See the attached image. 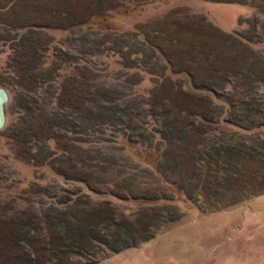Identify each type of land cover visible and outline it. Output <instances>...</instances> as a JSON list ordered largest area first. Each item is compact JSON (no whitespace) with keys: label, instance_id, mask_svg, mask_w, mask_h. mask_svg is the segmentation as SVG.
I'll list each match as a JSON object with an SVG mask.
<instances>
[{"label":"trees","instance_id":"1","mask_svg":"<svg viewBox=\"0 0 264 264\" xmlns=\"http://www.w3.org/2000/svg\"><path fill=\"white\" fill-rule=\"evenodd\" d=\"M47 19L14 17L12 28L0 24L9 28L4 43L12 50L0 71L12 115L4 136L32 171L29 179L12 181L7 220L12 235L1 236L12 247L6 262L93 263L106 257L105 251L118 253L152 238L180 217L163 214L157 222L153 215L144 223L116 201L180 204V196L212 212L264 193V27L258 34L259 20L248 24L251 39L239 30L229 33L246 45L228 67L216 65L220 57L211 49L216 41L211 47L196 43L178 53V66L165 59L159 75L151 63L155 50L150 62L140 61L145 43L134 52L135 60L120 52L112 62L109 52L98 50L102 43L95 51L82 50L81 39L68 33L72 25ZM204 21L211 31H221ZM129 35L139 37L136 30ZM186 62L191 65L185 67ZM146 76H178L169 82L179 93L177 101L165 92L158 99L142 92Z\"/></svg>","mask_w":264,"mask_h":264},{"label":"rangeland","instance_id":"2","mask_svg":"<svg viewBox=\"0 0 264 264\" xmlns=\"http://www.w3.org/2000/svg\"><path fill=\"white\" fill-rule=\"evenodd\" d=\"M239 2L0 0V24L6 23L12 28L14 17L32 21L35 19L38 22L43 17L48 18L49 22L59 21L57 24L61 26L72 25L68 33L81 39L82 50L95 51L99 43H102L98 50L109 52L111 56L108 60L112 62L119 59L120 52L135 60L134 52L144 47L141 44L145 43L147 48L144 47L140 61L150 62L149 57L153 53L152 50H155L153 53L155 57L151 63L157 67L155 73L161 75L166 67L165 59L177 65L180 62L178 53L190 49L196 43L201 45L208 42L211 47V43L216 41L211 47L220 57L216 65L221 68L231 65L230 59L235 58L240 47L242 50L246 44L229 33L239 30L245 38L251 39L252 33L248 32L251 28L250 25L248 26L249 23L257 20L261 22L257 30L260 35L264 27V0H249L246 3L239 0ZM90 14L97 16L89 17ZM204 17L221 31L216 33L211 31V27L208 28L211 25L203 22ZM242 21L246 23L243 24ZM82 23L86 27H78ZM4 27L0 25L2 38L0 71L5 70L8 65L7 60L12 57V50L10 53L7 42L4 43L6 37L11 35L8 32L9 28ZM134 30L139 33L138 39H133L129 35ZM67 34L62 36L67 37ZM161 52L164 55L163 59H160ZM190 65L187 62L184 64L185 67ZM96 66L98 67L95 65V68ZM100 66L103 67V64ZM208 67L201 63L202 70L207 71ZM94 73L95 71L91 74ZM4 76L6 75L3 74L1 78ZM145 78L139 89L152 98L158 99L164 92L170 95L171 102H176L179 98V93L169 86V82L178 79V76L162 79L149 76ZM5 104L6 101L3 103L4 121L0 123V251L5 256L0 254V264H10L6 259L12 257L10 242L1 240L2 235H7V239H11L10 234L12 235V226L7 221L9 216L12 217V181L25 177L29 179L32 176L30 166L21 157H15L12 144L4 136L8 131L5 125L9 123L12 126V115L10 119L9 108L5 107ZM167 195L173 196L170 193ZM179 199L180 204L167 201L152 206L116 201L125 213L137 212L138 219L144 223L153 215L156 221L162 220L163 214L168 217L178 215L180 217L162 227L159 226L160 229L155 236L134 247L118 253L105 251L103 253L106 257L103 259L93 263L80 260L77 264H264V193L212 212L202 211L195 204L185 201L184 197L179 196ZM76 260L74 259L73 262Z\"/></svg>","mask_w":264,"mask_h":264},{"label":"water","instance_id":"3","mask_svg":"<svg viewBox=\"0 0 264 264\" xmlns=\"http://www.w3.org/2000/svg\"><path fill=\"white\" fill-rule=\"evenodd\" d=\"M0 91L2 92V97L0 100V114H1V118H2V123L4 121V110H3V103L5 101H7V93L5 92V90L3 88H0ZM2 125V124H1Z\"/></svg>","mask_w":264,"mask_h":264},{"label":"bare ground","instance_id":"4","mask_svg":"<svg viewBox=\"0 0 264 264\" xmlns=\"http://www.w3.org/2000/svg\"><path fill=\"white\" fill-rule=\"evenodd\" d=\"M1 97H2V92L0 91V100H1ZM2 122V118H1V114H0V123Z\"/></svg>","mask_w":264,"mask_h":264}]
</instances>
